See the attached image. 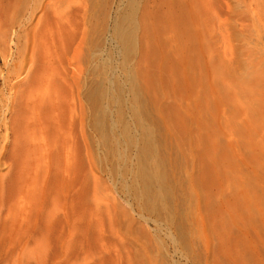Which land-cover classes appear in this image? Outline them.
I'll return each instance as SVG.
<instances>
[{
	"label": "bare ground",
	"instance_id": "obj_1",
	"mask_svg": "<svg viewBox=\"0 0 264 264\" xmlns=\"http://www.w3.org/2000/svg\"><path fill=\"white\" fill-rule=\"evenodd\" d=\"M115 1L0 0V264H264V162L255 151L264 133L255 138L219 118L229 99L217 79L225 65L204 60L206 34L220 30L214 20L229 3L126 0L113 11ZM175 38L184 39L174 48ZM180 64L195 110L173 121L189 154L155 118V91ZM247 82L264 93L262 82ZM124 89L131 123L121 112ZM255 113L264 116V102ZM88 127L105 151L98 162ZM223 127L246 134L245 155L216 139ZM237 157L248 174L228 191L219 168ZM97 168L149 217L145 225L101 194ZM116 214L124 219L104 226Z\"/></svg>",
	"mask_w": 264,
	"mask_h": 264
},
{
	"label": "rangeland",
	"instance_id": "obj_2",
	"mask_svg": "<svg viewBox=\"0 0 264 264\" xmlns=\"http://www.w3.org/2000/svg\"><path fill=\"white\" fill-rule=\"evenodd\" d=\"M227 2L229 3L228 8H230L231 11L228 14H220L219 19L214 20V23L220 25V30L216 32H208L206 34L207 48L204 60L208 59L211 55H215V59H221V62L225 65V67L219 68L217 79L222 89L228 93L227 97L229 96V99L226 104L220 106L219 118L221 120H224V118L231 119L234 121L236 127L241 128V130L245 127L249 129L247 130L248 135L253 134V137L259 138L264 133L261 127L262 124L264 126V116L256 113L251 116L250 112L257 103L264 102V93L260 86L255 83L249 84L247 81L262 82L264 84V76H262L264 71V0H227ZM125 3L126 0H116L113 11L116 10L117 6L118 8H122ZM164 35L167 38H173L170 33H164ZM180 39L182 40L184 38H175L173 41L171 40L174 48L182 45ZM108 48L109 46L106 43L104 46L105 53ZM177 55L181 57L179 51H177ZM104 58H106V55H104ZM117 63L118 74L120 75V79H122L125 71L120 64V58H118ZM258 63L261 66L257 67ZM107 64L108 62L106 63V66ZM252 66H254V68H252ZM183 69L184 66L180 64L178 72L175 73L173 71V76H169V81L166 83L168 88L165 91L161 85L157 87L154 96L155 99L159 100L161 103L162 109L159 115L156 110L155 118L159 123L160 132L163 133L164 131H167L174 144L177 146L179 144L182 145V148L184 149L183 152L189 154L190 149L188 148L192 145L191 141L187 140L182 142L178 140L174 131L175 124L177 123L173 121L174 119H177L175 116H181L184 120L189 112L195 110L193 100L196 98L191 94L192 92L184 89V85H181L182 78L180 74ZM212 75V71L210 69L207 70V76L210 79ZM140 82L145 83L142 79H140ZM154 83L159 84L158 79H155ZM122 95L124 99H126V102L122 105L121 112L124 120L131 123L128 111L130 105V102L128 101L130 98L129 93L124 89ZM118 109L119 106L113 104L111 107L112 115L118 113ZM188 125L190 128L195 127L194 122H188ZM130 126L132 127L133 124ZM221 131L222 133L216 137L220 143L231 141L238 154L242 153L245 155L246 152H248L247 140L239 138V136L246 135L245 133H237L231 127H223ZM87 133L90 135V146L88 147V151L93 160L98 162L99 159L104 158V148L101 146V143H98L100 142L99 140H95L96 136L93 137L91 127H88ZM255 143L257 144L255 151L261 156V161L264 162V147H259L258 141H255ZM118 146V150H120V147L122 150H127V147L123 145ZM134 149L135 148L132 147L133 151ZM221 151L222 149L219 152ZM134 161L135 158L132 157L131 162ZM229 164H231V168L227 165L220 166L219 168L222 188L227 189L228 191L231 190L230 188H232L235 183L241 181L247 176L249 168L247 161L239 157L233 159L230 158ZM96 174L100 176L102 181L99 188L101 194L108 193L114 195L115 200L119 202L117 209H122L129 216L128 221H132L138 225H145V220L149 217L137 207V204L134 202V208L130 209L124 202L123 197H118V194L112 190L111 183L107 176L98 168ZM216 174L218 176V173ZM181 177L184 180V174H182ZM185 185H188L187 181H185ZM262 211L264 212V204ZM247 213L248 212L245 214ZM117 214L121 215L120 213ZM117 214L115 218L114 216L111 218V221H109L108 216L105 215L102 220L104 226H107L109 222L116 223L117 218L121 221L124 219L123 216H118ZM202 215L201 220L206 222L205 213L203 212ZM219 219L220 217L215 215V220ZM225 220L230 221L228 217H226ZM149 221L151 223V220Z\"/></svg>",
	"mask_w": 264,
	"mask_h": 264
}]
</instances>
